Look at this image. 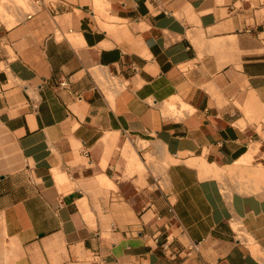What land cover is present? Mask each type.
<instances>
[{
    "label": "crops",
    "instance_id": "obj_1",
    "mask_svg": "<svg viewBox=\"0 0 264 264\" xmlns=\"http://www.w3.org/2000/svg\"><path fill=\"white\" fill-rule=\"evenodd\" d=\"M10 1L0 264H264V0Z\"/></svg>",
    "mask_w": 264,
    "mask_h": 264
},
{
    "label": "built area",
    "instance_id": "obj_2",
    "mask_svg": "<svg viewBox=\"0 0 264 264\" xmlns=\"http://www.w3.org/2000/svg\"><path fill=\"white\" fill-rule=\"evenodd\" d=\"M69 83H70L69 80L64 79V80L61 81L60 84H61L62 86H68ZM261 127H262V129L264 130V121L261 122ZM192 249L195 250V251H198V250H199L198 244H197V245H194V246L192 247Z\"/></svg>",
    "mask_w": 264,
    "mask_h": 264
},
{
    "label": "rangeland",
    "instance_id": "obj_3",
    "mask_svg": "<svg viewBox=\"0 0 264 264\" xmlns=\"http://www.w3.org/2000/svg\"><path fill=\"white\" fill-rule=\"evenodd\" d=\"M17 2H20V0L17 1ZM4 4H7L8 6H11V5H12V2H11L10 0H7V1L3 0V1L0 3V11L4 9V8H3L4 6H2V5H4ZM25 6H26V5H25Z\"/></svg>",
    "mask_w": 264,
    "mask_h": 264
},
{
    "label": "bare ground",
    "instance_id": "obj_4",
    "mask_svg": "<svg viewBox=\"0 0 264 264\" xmlns=\"http://www.w3.org/2000/svg\"><path fill=\"white\" fill-rule=\"evenodd\" d=\"M203 168H204V165H203ZM218 169H219V168H218ZM232 169H233V168H232ZM224 170H225V169H224ZM206 173H207V172H206ZM206 173H205V174H206ZM209 173H210V172H209ZM209 173H207V174H209ZM219 174H220V173H219Z\"/></svg>",
    "mask_w": 264,
    "mask_h": 264
}]
</instances>
